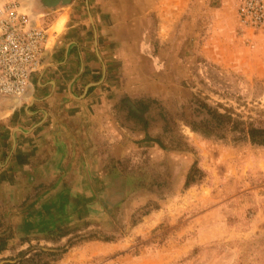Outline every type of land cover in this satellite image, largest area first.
Returning <instances> with one entry per match:
<instances>
[{
  "label": "rangeland",
  "instance_id": "obj_1",
  "mask_svg": "<svg viewBox=\"0 0 264 264\" xmlns=\"http://www.w3.org/2000/svg\"><path fill=\"white\" fill-rule=\"evenodd\" d=\"M11 1L41 18L34 0ZM238 1L222 14L213 13L218 0H211V14H186L174 40L150 32L142 60L127 65L140 78L131 80V95H118L113 145L119 157L94 176L100 179L94 207L60 228L66 236L33 237L0 264H256L247 246L264 238V147L233 141L228 131L204 136L188 125L206 117L205 104L264 127V29L240 24ZM61 22L47 31V44ZM208 35L222 45L225 62L201 54ZM16 100L0 97L4 115ZM155 122L158 131L150 132ZM194 162L203 176L185 189Z\"/></svg>",
  "mask_w": 264,
  "mask_h": 264
},
{
  "label": "crops",
  "instance_id": "obj_2",
  "mask_svg": "<svg viewBox=\"0 0 264 264\" xmlns=\"http://www.w3.org/2000/svg\"><path fill=\"white\" fill-rule=\"evenodd\" d=\"M231 1L218 0L213 11L211 0H34L37 24L48 31L62 22L24 96L7 115L0 106V259L94 207V176L119 157L118 95H131V80L140 78L127 65L142 60L150 32L174 40L186 14H222ZM210 38L201 54L225 62L222 45ZM158 128L155 122L149 130Z\"/></svg>",
  "mask_w": 264,
  "mask_h": 264
},
{
  "label": "built area",
  "instance_id": "obj_3",
  "mask_svg": "<svg viewBox=\"0 0 264 264\" xmlns=\"http://www.w3.org/2000/svg\"><path fill=\"white\" fill-rule=\"evenodd\" d=\"M236 12L242 26L264 29V0H239ZM47 42V29L17 2L0 1V97L17 99L26 93L29 78L42 66Z\"/></svg>",
  "mask_w": 264,
  "mask_h": 264
},
{
  "label": "trees",
  "instance_id": "obj_4",
  "mask_svg": "<svg viewBox=\"0 0 264 264\" xmlns=\"http://www.w3.org/2000/svg\"><path fill=\"white\" fill-rule=\"evenodd\" d=\"M200 105L205 110L206 117L200 120L198 123H188L193 132L199 133L204 136H218L222 138L224 132L228 131L233 135V141L245 142L254 146L264 147V127H257L254 126L252 123L238 121L237 119H233L228 112L221 114L217 112L216 109L210 106H207L205 104ZM143 120L144 119H141L140 121L143 122L142 129L146 133L147 123ZM151 141H154L160 147H163L162 143L159 140ZM202 176V171L198 169L197 163L194 162L186 175L184 188L187 189L194 184H199L201 182ZM56 231L57 238H61L67 235V233L62 231V229L60 228H58ZM249 247L252 248V251L249 250V254L252 252L256 253L254 262L256 264H264V238L256 240L251 244H248L247 248L249 249ZM10 264H23V260ZM41 264L46 263L42 262ZM239 264H243V261L240 260Z\"/></svg>",
  "mask_w": 264,
  "mask_h": 264
}]
</instances>
